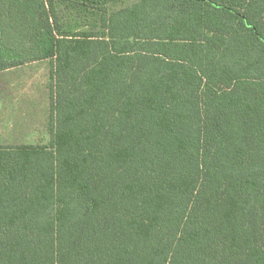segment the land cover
I'll use <instances>...</instances> for the list:
<instances>
[{
	"label": "trees",
	"instance_id": "obj_1",
	"mask_svg": "<svg viewBox=\"0 0 264 264\" xmlns=\"http://www.w3.org/2000/svg\"><path fill=\"white\" fill-rule=\"evenodd\" d=\"M123 2L0 0V72L50 61L0 264H264V0Z\"/></svg>",
	"mask_w": 264,
	"mask_h": 264
},
{
	"label": "rangeland",
	"instance_id": "obj_2",
	"mask_svg": "<svg viewBox=\"0 0 264 264\" xmlns=\"http://www.w3.org/2000/svg\"><path fill=\"white\" fill-rule=\"evenodd\" d=\"M136 1L138 0H125L123 4L130 5ZM49 79V60L35 61L0 72V108L2 106L5 109H8V106L11 107L14 112L13 124L18 116L23 118L28 115L24 111L28 107V99L31 101V121L29 122L31 134L27 135L20 144H47L50 140L47 128L50 107ZM6 96L9 98V103H5ZM1 113L3 110L0 112V121H3ZM14 131L15 129H13ZM26 131L28 133V129ZM0 141H4V139L0 137Z\"/></svg>",
	"mask_w": 264,
	"mask_h": 264
},
{
	"label": "crops",
	"instance_id": "obj_3",
	"mask_svg": "<svg viewBox=\"0 0 264 264\" xmlns=\"http://www.w3.org/2000/svg\"><path fill=\"white\" fill-rule=\"evenodd\" d=\"M12 69V68H11ZM9 70V69H7ZM6 71V70H4ZM2 72V71H1ZM5 103H9V98L5 97ZM27 109L24 111L28 113V115L23 116V118H20L18 116V119L15 120V124H13V110L10 106H8V109H5L3 106L0 108V112L3 110L2 120L0 121V137L4 139V141H0V144L8 145V144H20L22 141L25 140L27 135H30V129L31 126L29 125V122L31 121V101L28 99L27 101ZM34 109L32 108V111ZM21 114V113H20ZM34 114V112H33ZM7 117V118H6ZM13 129L15 131L13 132ZM28 129V133L27 130ZM32 129L34 130V127L32 126Z\"/></svg>",
	"mask_w": 264,
	"mask_h": 264
}]
</instances>
